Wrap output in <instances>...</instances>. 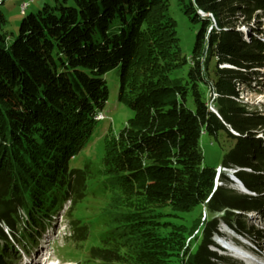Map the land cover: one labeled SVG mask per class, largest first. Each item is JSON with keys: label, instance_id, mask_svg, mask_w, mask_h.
<instances>
[{"label": "trees", "instance_id": "1", "mask_svg": "<svg viewBox=\"0 0 264 264\" xmlns=\"http://www.w3.org/2000/svg\"><path fill=\"white\" fill-rule=\"evenodd\" d=\"M34 2L20 5L17 36L0 14V264L27 223L40 228L52 213L64 212L66 243L86 244L93 224L73 213L101 194L126 210L79 264H236L218 254L222 224L264 236L243 220L264 218V115L247 111L239 92L264 69V30L251 25L264 21V0H179L200 26L189 59L168 0H55L36 10ZM116 69L118 102L133 117L106 139L98 167H72ZM221 132L233 142L222 168L238 170L248 193L224 173L216 187L219 167L203 166L202 135ZM197 208L211 219L193 245Z\"/></svg>", "mask_w": 264, "mask_h": 264}, {"label": "rangeland", "instance_id": "2", "mask_svg": "<svg viewBox=\"0 0 264 264\" xmlns=\"http://www.w3.org/2000/svg\"><path fill=\"white\" fill-rule=\"evenodd\" d=\"M29 1L30 0H4L5 4L0 7V14L6 17L11 16V29L16 36L20 30L22 19L26 16V14L23 15V13L20 12V5L23 2ZM54 1L55 0H35L34 4H32V8L36 10L42 7V4H53ZM168 4L170 14L177 22V32L180 39L182 55L189 59L192 55L200 26L191 22L189 17L184 13L179 0H168ZM256 24L264 30L263 20H261V24H258L256 20H253L251 23V25ZM248 27L247 24H239L236 30L243 31L244 28ZM211 67H213V62ZM188 68L189 66H186L185 70ZM253 78L256 77L254 76ZM106 80L110 92L106 110L102 113H97L94 117L95 121H97L96 126L93 128L91 136L86 139L79 156L71 159L72 167L83 168L86 164L98 167L104 155L106 139L119 133L125 127L128 120L133 117V112L118 102V93L120 89L119 69L110 72L106 76ZM205 90L208 93V89L206 88ZM240 97L242 98L240 101L246 106L247 111L264 114V72L263 75L260 74V77L254 79L249 86L242 85ZM262 136L264 137V133L258 135L259 138H262ZM200 145L204 156L203 166L216 169L217 167L223 166L225 154L233 146V142L228 141L225 133L221 132L217 137L203 134ZM224 175L228 176L227 174ZM97 182L98 181H90L88 185L91 189H94ZM216 185L218 184L216 183ZM230 187L237 190L236 185ZM241 190L242 189H239L237 192L243 193L244 190ZM68 205L69 204L65 205L64 211L69 208ZM118 210L124 211L126 209L121 205H116L112 201L110 194H105L103 196L101 194L95 198H88L82 205L77 206L73 213V217L81 219L84 222H92L93 224L91 228V238L83 245H73L65 242L68 227L63 217V211L52 213L53 215H50L45 223L39 224L40 228H35L27 223L30 229L27 230V228L24 227L22 232L20 230L19 235L22 236L24 241L21 239L17 240L19 243H13L11 241L13 247L12 250H9L10 255L7 258V262L8 264H27L28 262H30V264H79V262L87 258L88 251L91 247L100 244V235L103 234L105 230L117 226L114 224V219H116L115 216L119 213ZM108 216L109 220L100 222V219H106ZM189 216L190 220L193 222L199 219L197 229L188 241V243L190 242L195 245L199 242L200 234L198 232L202 230L201 227L206 225L207 221L211 218L207 215L206 211H201L200 208L192 211ZM170 217L172 218L174 216ZM243 220L247 231L250 227H254L256 230L264 232V218L259 214H248ZM229 229L226 225L222 224L221 230L223 234H227L223 235V237L231 246L233 245L236 250L239 248L241 252L243 251V254L253 255L250 256L253 261L248 258L247 260L241 259L237 255L231 254L230 252L225 253L223 250H217L218 254L225 257H231V255L237 256L235 259L237 260L236 264H264V236H241V240L238 241L239 239L237 240V238L240 236L235 235V232ZM169 231L170 230L166 231V233H169ZM7 232L6 230L5 233ZM8 235L10 239H12L10 233H8ZM18 246L23 248L24 252L22 255H20L21 253L18 254L16 257L17 259H15V257L13 258V254H17Z\"/></svg>", "mask_w": 264, "mask_h": 264}, {"label": "bare ground", "instance_id": "3", "mask_svg": "<svg viewBox=\"0 0 264 264\" xmlns=\"http://www.w3.org/2000/svg\"><path fill=\"white\" fill-rule=\"evenodd\" d=\"M1 2V1H0ZM246 36L249 34V32H250V29H249V27L248 28H244L243 29V31H242ZM225 68H229V66H224ZM260 71V74H262L263 75V72H264V69H261V70H259ZM244 86V85H243ZM241 88H242V85L240 86V89H239V92H241ZM218 97V95L217 94H214V98H217ZM240 99H242L241 97H240ZM213 110V109H212ZM258 114H261V113H258ZM261 115H264V114H261ZM262 138L264 139V137L262 136ZM217 184H218V186H221L222 185V183H219V182H217ZM240 189H242V188H240ZM243 190V189H242ZM241 190V191H242ZM248 192V191H247ZM247 192H245V193H247ZM224 246L226 247V248H231V245L230 244H224ZM232 250V249H231ZM233 253H235L239 258H241V259H245L246 260V258H248V257H246L245 255L243 256V254L241 253V251L240 250H234L233 251ZM241 253V254H240ZM248 259H251L252 261H253V259H252V257H250V258H248Z\"/></svg>", "mask_w": 264, "mask_h": 264}, {"label": "water", "instance_id": "4", "mask_svg": "<svg viewBox=\"0 0 264 264\" xmlns=\"http://www.w3.org/2000/svg\"><path fill=\"white\" fill-rule=\"evenodd\" d=\"M231 133L234 134L233 131H231ZM222 173L227 174V175H228L227 177H229V178L231 179L232 183H233V184H237V185H239V186L244 190L243 192H247V189L244 187V185L240 182V180H239V179L237 178V176H236L237 173H238L237 170L224 169V168H222V167H219V168L217 169V174H220V176H221ZM217 186H218V185H217Z\"/></svg>", "mask_w": 264, "mask_h": 264}, {"label": "built area", "instance_id": "5", "mask_svg": "<svg viewBox=\"0 0 264 264\" xmlns=\"http://www.w3.org/2000/svg\"><path fill=\"white\" fill-rule=\"evenodd\" d=\"M23 8H25V5L23 6ZM220 175V174H219Z\"/></svg>", "mask_w": 264, "mask_h": 264}]
</instances>
